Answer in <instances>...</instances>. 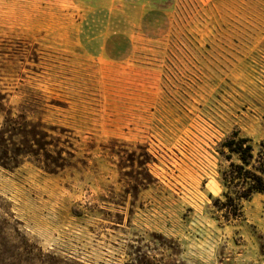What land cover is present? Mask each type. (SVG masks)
I'll return each mask as SVG.
<instances>
[{
  "label": "rangeland",
  "instance_id": "1",
  "mask_svg": "<svg viewBox=\"0 0 264 264\" xmlns=\"http://www.w3.org/2000/svg\"><path fill=\"white\" fill-rule=\"evenodd\" d=\"M233 134L264 149V0H0V264H264Z\"/></svg>",
  "mask_w": 264,
  "mask_h": 264
},
{
  "label": "trees",
  "instance_id": "2",
  "mask_svg": "<svg viewBox=\"0 0 264 264\" xmlns=\"http://www.w3.org/2000/svg\"><path fill=\"white\" fill-rule=\"evenodd\" d=\"M263 148L264 143H260ZM222 147L227 149L229 156L236 155L239 163L230 162V170L224 172L226 184L235 187V197L225 193L227 214L235 218L239 213L240 201L248 200L255 193L264 191V149L253 154V145L250 139L239 137L238 135L229 136ZM231 158V157H229Z\"/></svg>",
  "mask_w": 264,
  "mask_h": 264
}]
</instances>
